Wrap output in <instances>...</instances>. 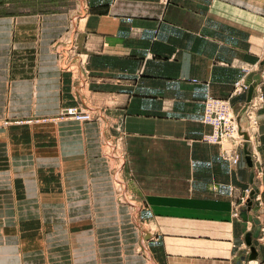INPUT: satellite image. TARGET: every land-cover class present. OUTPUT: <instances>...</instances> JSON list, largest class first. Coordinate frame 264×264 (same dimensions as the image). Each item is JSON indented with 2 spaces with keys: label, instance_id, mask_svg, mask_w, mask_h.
<instances>
[{
  "label": "crops",
  "instance_id": "0c3cea01",
  "mask_svg": "<svg viewBox=\"0 0 264 264\" xmlns=\"http://www.w3.org/2000/svg\"><path fill=\"white\" fill-rule=\"evenodd\" d=\"M209 98L249 133L237 165ZM0 264H264V0H0Z\"/></svg>",
  "mask_w": 264,
  "mask_h": 264
},
{
  "label": "built area",
  "instance_id": "2783aa9c",
  "mask_svg": "<svg viewBox=\"0 0 264 264\" xmlns=\"http://www.w3.org/2000/svg\"><path fill=\"white\" fill-rule=\"evenodd\" d=\"M75 36L76 24L71 28L70 33L55 46V52L60 60L61 67L64 70L78 73L80 66L84 65V60L82 57H78V60H73L76 50ZM78 79L81 82L80 86L84 87L86 84L84 76L79 74ZM248 89V83L245 80H242L236 83L233 93L234 95H237L241 92L247 91ZM261 102V99H252L244 109L243 114L248 120L250 129H252L256 124L255 113L260 108ZM60 118L87 122L93 119V114L90 111L73 107L65 109ZM203 121L205 124L213 128L212 133L205 136L204 142L219 145L223 157L231 164L237 165L240 161L238 149L240 146L245 144V142H247L244 133H247L248 136L249 133L241 126L239 117L232 109L230 101L209 98L206 101Z\"/></svg>",
  "mask_w": 264,
  "mask_h": 264
},
{
  "label": "water",
  "instance_id": "95a60500",
  "mask_svg": "<svg viewBox=\"0 0 264 264\" xmlns=\"http://www.w3.org/2000/svg\"><path fill=\"white\" fill-rule=\"evenodd\" d=\"M261 82V78L258 74H252L249 76V79H248V85H249V99H248V103L252 100V97H253V94H254V91H255V87L257 86V84H259ZM244 136H245V139L248 140L249 139V136L247 133H244ZM247 154V160H248V163L250 166H252V162H251V158L249 156V153L246 152ZM254 198V195L253 193L251 194V198L248 202V209H245L243 212H242V218L244 217L245 220H247V214H248V211L251 210L252 208V199ZM255 224L257 226V229H256V232H255V235L254 237L257 238L259 236V233H260V229H261V226H260V222L259 221H255ZM248 245H251V236H248ZM252 250L254 251V249L252 248Z\"/></svg>",
  "mask_w": 264,
  "mask_h": 264
},
{
  "label": "rangeland",
  "instance_id": "374dc122",
  "mask_svg": "<svg viewBox=\"0 0 264 264\" xmlns=\"http://www.w3.org/2000/svg\"><path fill=\"white\" fill-rule=\"evenodd\" d=\"M81 14V13H80ZM8 125V124H7Z\"/></svg>",
  "mask_w": 264,
  "mask_h": 264
}]
</instances>
